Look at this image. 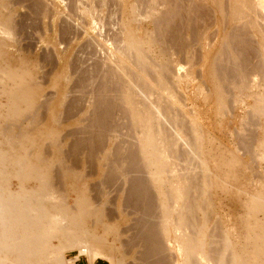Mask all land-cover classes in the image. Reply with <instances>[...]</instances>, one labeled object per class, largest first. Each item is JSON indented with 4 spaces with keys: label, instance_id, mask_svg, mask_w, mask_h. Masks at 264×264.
I'll use <instances>...</instances> for the list:
<instances>
[{
    "label": "bare ground",
    "instance_id": "bare-ground-1",
    "mask_svg": "<svg viewBox=\"0 0 264 264\" xmlns=\"http://www.w3.org/2000/svg\"><path fill=\"white\" fill-rule=\"evenodd\" d=\"M24 2L34 18L18 22ZM197 10L205 13L195 20ZM65 15L97 42L98 51L91 42L85 48L103 60L92 65L83 48L92 67L83 69L81 58L69 69L87 95L62 114L66 54L75 45L64 36L71 43L59 48L47 36L73 31L61 22ZM28 22H40L41 43L67 59L50 82L62 85L44 100L34 62L17 41ZM261 22L264 0H0V264H68L67 251L91 264H122V253L113 260L102 253L117 241L137 250L142 264H264ZM181 59L189 72L181 71ZM194 84V108H213L206 123L180 94ZM78 107L76 127L62 136L60 125ZM237 108L239 126L222 147L228 139L216 133ZM85 163L91 171L84 175L78 170ZM90 177L100 180L90 186ZM112 189L125 194L118 215L103 209ZM224 195L238 203L229 217ZM126 209L133 225L123 242L130 230L118 228L131 215Z\"/></svg>",
    "mask_w": 264,
    "mask_h": 264
},
{
    "label": "rangeland",
    "instance_id": "rangeland-1",
    "mask_svg": "<svg viewBox=\"0 0 264 264\" xmlns=\"http://www.w3.org/2000/svg\"><path fill=\"white\" fill-rule=\"evenodd\" d=\"M12 1H15V0H12ZM28 2H24V3H22L21 5H20V7H18V9H17V11H16V16H15V20L16 21H18L19 22V20H20V22H23V21H26V20H28L30 17L31 18H34V16L32 15V13H30L29 11H30V9H28ZM200 10V9H199ZM199 10H197L196 12H195V20H196V18L198 17L199 18V16L200 17H202L203 16V12H202V15H197V12H199ZM200 11H202V10H200ZM205 13V12H204ZM199 14H201V12H199ZM70 16V15H69ZM69 16L67 17V15H65L62 19H61V22H66V20L65 19H67L68 20V25H69V28H70V30L72 29L73 31H74V33H75V31H76V29L78 30L79 28H82L81 26H78V27H76L75 28V23L73 22V23H70V21H71V19L69 20ZM72 22V21H71ZM37 23V22H36ZM35 23V24H36ZM263 25H264V22H261ZM74 24V25H73ZM28 28H26L25 30H20L19 32H18V36H17V41H18V45H19V49L21 50V52H22V55L25 57H28V58H31V60H32V64H33V62H34V71H33V75H35L36 76V81L40 84V87H41V89H43V99L42 100H44L45 99V97H53L55 94H56V92H57V87L58 86H60V84L62 85V82L60 81V80H57V84L56 85H52L50 82H51V79H52V75L53 74H55L58 70H61V68L63 67V63L64 62H67V59L65 60V61H59L58 59L59 58H56L54 55H53V49H52V47H45V45H43L42 43H41V41L44 39V30H43V26H42V24L40 23V22H38L36 25H34V23L33 24H30V22H28ZM34 25V26H33ZM73 27H72V26ZM71 26V27H70ZM35 27V28H34ZM74 28H75V30H74ZM69 31V30H68ZM73 31L71 32L70 31V33H68L67 31V33L68 34H70V35H68L66 32H64L63 30H61V29H57L54 33H51L50 34V36L48 35L47 37H50V38H52V42L53 43H55L59 48H62L65 44H67V43H71V42H68L69 40L70 41H72V42H74V47H72L68 52H67V54H66V56H67V58H68V72H67V76H68V83H67V90H68V95H67V99H66V101L63 103V105H62V107H61V109L59 110L62 114H63V112L66 110V108L69 106V104H70V101L72 100V99H81V100H85V98H86V96H84V92H86V91H84V89L83 88H81L80 89V86L79 85H77L76 86V84H77V82H78V75L76 74V73H72V71L69 69L70 68V66H71V64L74 62H76L75 60H79L80 62H82L81 63V66L83 67V65L85 66V67H83V69L84 68H86V69H89L90 67H92V66H90L89 65V63H92V58H93V61L95 60V62L96 63H94V64H92V65H100L99 63H101V60H103V58L101 57V56H99V54H98V59L100 58V60H98L97 58L96 59H94V56H95V54H96V56L95 57H97V53H95V51L99 48V46H98V48L96 47L97 46V42L95 43V42H93V41H90L91 39H89V41L87 40V39H85L84 38V34L83 35H80V34H82L83 32H82V30L81 29H79V31H77L76 32V34L78 33L79 35H78V39H76V37L77 36H74L75 38H73V36H72V33H73ZM84 31V30H83ZM73 33V34H74ZM67 34V35H66ZM190 34H192V33H190ZM194 34V33H193ZM42 36V37H41ZM64 36H66V38H69V40H67L66 38H64ZM191 36H193V35H190V38H192ZM194 37V36H193ZM253 38V37H252ZM251 37H247L246 39H247V42H249L250 43V41H251V39H252ZM66 39V40H65ZM86 41H85V40ZM193 39V38H192ZM254 39H255V37H254ZM253 39V40H254ZM250 40V41H249ZM256 40V39H255ZM254 40V42L253 41H251V43H253L254 45H255V43H257L256 41ZM95 41V40H94ZM85 42H87V45L86 46H84L83 47V45H85L86 43ZM91 42V44L93 45H91V44H89ZM214 42H216V40H213V43ZM85 43V44H84ZM89 45H91L90 47H93L92 48V50H95L94 51V55L93 54H91V52L89 51V50H91V48L88 50V49H86L85 47H87V46H89ZM61 46V47H60ZM195 46H198V45H194V47ZM97 48V49H94V48ZM192 48V50H194L193 51V53H195L194 55L196 56V58L198 57V58H200V55H202L201 53V51H202V49L200 48L199 49V46L196 48ZM83 48H85V50H88L90 53L89 54H91V56H89L91 59H87V58H89V57H87V55H89L88 53H86V54H84L83 53ZM88 48V47H87ZM64 49V48H63ZM80 49H82V50H80ZM100 49V48H99ZM98 49V50H99ZM199 49V50H198ZM84 50V51H85ZM97 50V51H98ZM82 51V52H81ZM87 51V52H88ZM86 52V51H85ZM83 53V54H82ZM100 53V52H99ZM101 54V53H100ZM195 56H194V58H195ZM87 59V60H80V59ZM195 58V59H196ZM91 61V62H89L88 63V65L90 66H86L85 65V62H86V64H87V61ZM97 60L98 61H100L99 63L97 62ZM182 60V59H181ZM181 60H179V61H181ZM197 60V59H196ZM195 60V61H196ZM182 61H184V60H182ZM60 62V63H59ZM80 62H76V63H79L80 64ZM185 62V61H184ZM182 63V65L183 66H181V67H183L182 68V72L184 71V70H186L187 72H189L188 70H187V63L185 64V63ZM84 63V64H83ZM98 63V64H97ZM181 63V62H180ZM60 64V65H59ZM83 64V65H82ZM103 64H104V61H103ZM101 65H102V63H101ZM181 65V64H180ZM185 65H187V66H185ZM82 67H80L81 69H82ZM185 67V68H184ZM59 68V69H58ZM184 69V70H183ZM189 69V68H188ZM190 70V69H189ZM185 71V72H186ZM197 71H199V69H197ZM35 72V73H34ZM181 72V73H182ZM184 72V73H185ZM184 73H182V74H184ZM100 76H102V75H98V77H100ZM195 76H198V74L196 73L195 74ZM92 79V78H91ZM94 79V81L97 83V82H99L98 81V79L99 78H97V76H96V79L95 78H93ZM93 79L90 81V79H88L89 81H87L88 83H86V84H88V85H90V84H92L93 86H94V84L93 83H95V82H92L93 81ZM102 79H104L103 78V76H102V78H100V80H102ZM61 82V83H60ZM90 82H92V83H90ZM102 82H103V80H102ZM99 83H101V82H99ZM98 84V83H97ZM91 85V87H93ZM55 86V88H53ZM79 86V87H78ZM95 86H97L96 84H95ZM95 86H94V88H95ZM196 85L194 84L192 87H191V89L189 90V91H187V90H185V91H180L179 93L180 94H182L183 95V97L182 98H185V99H188L187 101L184 99V101H186V103H187V105H186V109L187 110H190L191 108L194 110H196V112L197 113H200L201 114V116H200V119H201V122H203V123H206L207 122V120H209L211 117L210 116H212V113H211V110L213 111V108L211 109V107H203V104L201 103V102H199V103H197V106H195V108H194V106L192 105V103H191V101H192V98H193V95H192V89L195 87ZM88 87V89H89V86H87ZM84 92H83V91ZM89 91V90H88ZM84 93V94H83ZM85 95H87V94H85ZM188 97V98H187ZM85 103V102H84ZM185 103V104H186ZM82 106H83V103H82ZM208 106H209V104H208ZM84 107V106H83ZM191 109V110H192ZM79 110H81V108H75L74 110H73V113H72V119H70L69 121L70 122H66V123H62L61 125H60V132H61V135L62 136H65L68 132H70L72 129H74L75 127H76V119H77V116H76V114H77V112H79ZM190 110V111H191ZM238 111V112H237ZM235 113H234V115H235V117H234V119H231V118H227L226 119V126L225 127H223L222 129H220V132L219 133H216L217 134V136L219 137L220 135L221 136H223V137H227L226 139H228V140H225V138H223L222 139V144H223V146L222 147H224V146H228V145H230V143L228 142V141H230L229 140V132H228V130H230V131H232V132H234L235 133V131H236V129H237V127L239 126V124L238 123H236V122H239V118L241 117V114H242V110L240 109V108H237L235 111H234ZM238 113H239V115H238ZM63 116V115H62ZM65 118V117H64ZM66 119V118H65ZM64 119V120H65ZM231 119V120H230ZM229 120V121H228ZM230 121H233V123L231 124L230 123ZM227 123H228V125H229V127H227ZM231 126H233V127H231ZM234 129V130H233ZM226 135V136H225ZM65 139V142H66V144H69L71 141H72V138L71 137H65L64 138ZM181 147L182 148H184V144L182 145L181 144ZM66 149H67V147H66ZM83 157V156H82ZM79 172H82V173H84V175L88 172V173H90V171H91V169H90V167H89V165L88 164H84V166H83V168L81 167V169L79 168V170H78ZM14 180V181H13ZM100 179L99 178H94V177H90L86 182L91 186V185H95L96 184V182H98ZM17 180H15V179H12L11 180V187L14 189V190H16V188H17ZM31 184V183H30ZM29 184V185H30ZM116 189H112L111 190V192L109 193V195H108V198H107V200H108V202H107V200L105 199V202H104V204H103V209L104 210H109V211H114L115 213H116V215H118V212L120 211V209H121V211H122V208H121V206H122V201H123V197H125V194H124V192H117V190L115 191ZM90 195H92L93 193H92V191H90ZM223 197H225V195L223 196ZM226 200L224 201V206H223V209H224V213H226L225 215L226 216H230L232 213H234V212H236V208L238 207L237 205H238V203H232V202H229V200L227 199L228 197H227V195H226ZM107 202V203H106ZM120 211V212H121ZM131 210L129 209V211H127V209H126V213L127 214H131V213H129ZM132 215V214H131ZM131 215H129V217H127V219L123 222V224H121L120 226H119V230H124L127 226V229L128 230H130V232L128 231V234H123V236H121L122 238H120V240L121 241H123V242H125V241H128L129 240V237H130V235H131V227H132V225H133V215L131 216ZM132 217V218H131ZM130 219V221H128ZM108 239L110 240L111 239V241H112V238L110 237V236H108ZM116 242V241H115ZM115 245L117 246V247H114V246H110V245H107V246H105L104 247V249L102 250V253L103 254H105L106 255V257H108V258H111L112 260L114 259V257L116 256V255H120L121 253H122V255L121 256H119V257H121V263L122 264H142L141 262H140V260L138 259V255H137V250H135V251H127V249L126 248H124V247H122L121 246V244L120 243H118V241H117V243H115ZM124 249H126V250H124ZM118 250V251H117ZM115 252V253H114ZM120 252V253H119ZM127 252H129V253H127ZM118 253V254H117ZM65 255H66V258L68 259V260H70V262L68 263V264H75V263H79V264H87V260H88V258H86L85 256H79V257H77V254H76V252L75 251H67L66 253H65ZM77 258H80L78 261H76V259ZM100 261H102L101 259H97V262H96V260L94 261L95 262V264H99V262ZM103 261H104V263L105 264H110L109 263V260H107V259H103ZM91 264V263H90ZM93 264V263H92Z\"/></svg>",
    "mask_w": 264,
    "mask_h": 264
},
{
    "label": "crops",
    "instance_id": "crops-1",
    "mask_svg": "<svg viewBox=\"0 0 264 264\" xmlns=\"http://www.w3.org/2000/svg\"><path fill=\"white\" fill-rule=\"evenodd\" d=\"M79 259H80V258H77L76 261H78ZM97 259H101V258H95L94 261L96 260V262H97ZM101 260H102V261H100V262L98 261L99 264H105L104 261H103V259H101ZM94 261H93V264H95ZM75 264H79V263H75ZM85 264H86V263H85ZM87 264H90L88 260H87Z\"/></svg>",
    "mask_w": 264,
    "mask_h": 264
}]
</instances>
